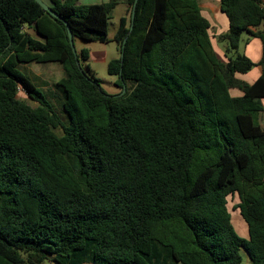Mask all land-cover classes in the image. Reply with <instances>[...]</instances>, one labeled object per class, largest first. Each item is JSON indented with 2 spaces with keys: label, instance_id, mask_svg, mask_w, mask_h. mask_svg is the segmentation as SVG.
<instances>
[{
  "label": "trees",
  "instance_id": "1",
  "mask_svg": "<svg viewBox=\"0 0 264 264\" xmlns=\"http://www.w3.org/2000/svg\"><path fill=\"white\" fill-rule=\"evenodd\" d=\"M50 2L60 19L0 0V264H242V251L264 264L263 0H220L227 61L200 0ZM121 4L108 73L126 92L112 96L77 63L66 24L74 40L108 43ZM245 33L262 41L258 63L239 53ZM33 63L61 65L50 96L67 123L20 70Z\"/></svg>",
  "mask_w": 264,
  "mask_h": 264
},
{
  "label": "rangeland",
  "instance_id": "2",
  "mask_svg": "<svg viewBox=\"0 0 264 264\" xmlns=\"http://www.w3.org/2000/svg\"><path fill=\"white\" fill-rule=\"evenodd\" d=\"M86 0H79V5H84ZM47 3V2H46ZM81 3V4H80ZM90 3V2H87ZM125 4L117 7L113 14V20L111 21L109 30V40L108 43L100 42H85L81 39H75V48L80 56V62L85 66H89L91 71L94 73L95 78L100 82V86L112 96H117L121 94L122 90L118 86V77L112 76L108 73V65L111 61L120 58V51L118 45L115 42V35L117 28L119 27V19L122 17ZM34 37L41 39L33 30L28 29ZM248 35L247 33L244 34ZM217 45V44H216ZM225 45L222 43V46ZM83 50H88L90 52V58L87 61H83L81 54ZM239 53H243V45L240 46ZM235 55V54H234ZM233 55V56H234ZM223 57V56H222ZM225 58V57H224ZM20 70L27 74V76L39 87V89L48 96L50 101L54 104L55 111L62 117L65 123H67V116L60 109L59 100L53 96H50L51 90L54 89L56 85L63 77L64 71L59 63H45V64H30L20 66ZM58 97H61L59 92H54ZM18 98L27 102L32 107H37L38 104L30 100L23 89L19 90ZM260 121L264 125V113L260 115ZM58 134H62V130L56 131ZM239 204V199L237 196H230L228 198V208L232 216V224L236 229L240 237L244 239H249L248 227L242 218L240 211L237 209ZM243 261L242 264H250V260L245 253L242 251ZM44 264H52L50 262H45ZM91 264V263H89Z\"/></svg>",
  "mask_w": 264,
  "mask_h": 264
},
{
  "label": "crops",
  "instance_id": "3",
  "mask_svg": "<svg viewBox=\"0 0 264 264\" xmlns=\"http://www.w3.org/2000/svg\"><path fill=\"white\" fill-rule=\"evenodd\" d=\"M42 1L44 3L47 2L46 3L47 5H51L50 0H42ZM86 1L90 2V3L85 2L84 5L101 4V3H106L109 0H86ZM78 2H79V0H78ZM263 7H264V0H263ZM200 8L202 10L203 16L206 19H208V21L210 22L211 28H210L209 33L211 36L212 45H213V48L215 50L216 55L218 56V58L220 60L227 61V59L225 57L226 43H223L225 45L222 46V43H220L218 41V37L229 31L230 24H229V20H228L227 16L221 11L220 0H200ZM113 14H114V12L112 13L111 21L113 20ZM123 17H129V9H128L127 5H126V8L124 9L122 17L119 19L118 24H120V20ZM111 21H110V25L112 23ZM259 29H260V31L264 32V23L261 25V27ZM109 30H110V28H109ZM242 45H243V53L242 54L246 55L248 58H250L255 63H258L261 60L262 55H263V44H262V41L260 39L251 37L249 34L245 35V37L243 35L240 46H242ZM261 74H262V69H261V67L257 66L255 68H253L246 75H243L242 78L247 83L252 84L261 76ZM235 95H239V94L235 93ZM262 103L264 106V99L262 100ZM260 123H261V121H260ZM261 125L264 128V125L262 123H261Z\"/></svg>",
  "mask_w": 264,
  "mask_h": 264
},
{
  "label": "water",
  "instance_id": "4",
  "mask_svg": "<svg viewBox=\"0 0 264 264\" xmlns=\"http://www.w3.org/2000/svg\"><path fill=\"white\" fill-rule=\"evenodd\" d=\"M36 2L38 4H40L42 6V8L44 10H46L47 12H49L53 17L60 19L58 14L56 12H54L52 10V8L49 5H47L46 3H44L42 0H36ZM134 17H135V11H133V14H132V22L134 21ZM66 27H67V30H68V36H69V41H70V45H71L72 51H73V53H74V55H75V57L77 59V63L79 64L80 61L78 59V53H77L76 48H75V41H74L73 33L71 31V28H70L69 24H66ZM132 28L133 27H131V30H132ZM125 92H126V88H124V90H123L121 95H123Z\"/></svg>",
  "mask_w": 264,
  "mask_h": 264
}]
</instances>
